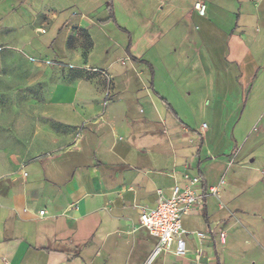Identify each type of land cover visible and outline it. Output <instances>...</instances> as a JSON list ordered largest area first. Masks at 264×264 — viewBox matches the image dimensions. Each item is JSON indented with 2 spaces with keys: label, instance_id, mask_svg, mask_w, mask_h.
Here are the masks:
<instances>
[{
  "label": "crops",
  "instance_id": "0c3cea01",
  "mask_svg": "<svg viewBox=\"0 0 264 264\" xmlns=\"http://www.w3.org/2000/svg\"><path fill=\"white\" fill-rule=\"evenodd\" d=\"M197 1L155 0L134 33L107 20L108 0H0V264H264V0H202L204 16ZM179 8L204 25L195 59ZM109 26L116 47L93 65ZM58 39L67 67L23 50ZM156 45L175 61L140 68ZM194 175L218 191L182 218L200 252L149 261L140 207Z\"/></svg>",
  "mask_w": 264,
  "mask_h": 264
},
{
  "label": "rangeland",
  "instance_id": "374dc122",
  "mask_svg": "<svg viewBox=\"0 0 264 264\" xmlns=\"http://www.w3.org/2000/svg\"><path fill=\"white\" fill-rule=\"evenodd\" d=\"M149 4H147L146 7H144V9H141L142 3L144 2V0H108V2L112 3L113 6L115 5V11L116 13H114V18L112 20H115L116 18L118 19V21L120 23H123V25H127L131 28V30L134 33H140L139 30L140 25L138 23H135V21H137L139 19V17L141 15H139V12L141 10H144L142 14H148V13H152V10H155L156 7H154L155 5V0H147ZM175 9H171L170 6H165L164 9L162 11H160L158 13V18L154 21L153 24H150L149 26V30H151L152 32H154L156 30V27L158 25H160L163 17L167 16V15H171L172 13H174ZM178 12V17H174V22L178 25V28L185 31V38H182V49L180 50V53L182 55L183 58H186L187 56H191L190 59H195V53L192 51V48L195 44L201 43L202 42V32L201 30L203 29L204 25L202 22V19L199 17H195L193 19H188L187 16V10L181 9L179 8ZM155 13V12H154ZM106 16L107 18L110 17L109 16V11L106 10ZM116 28V27H115ZM114 26H109L105 28V31L107 32H111L110 37H112L113 41H110L109 38L105 40V38L103 36L98 37V49H97V53L93 56L92 59V63L93 65H97V63H101V60L104 59V55H103V48L104 45H108L111 47H116V42L115 38L119 31H117V29H115ZM115 29V30H113ZM162 29L167 30V25L163 26ZM109 30V31H108ZM119 37V36H118ZM122 38V36L120 37ZM124 38V37H123ZM136 37H133V40H135ZM195 40L198 41V43L195 42V44L193 45L190 41L191 40ZM126 41V42H125ZM124 42L129 45L131 43V40H125ZM123 42V41H122ZM134 42V41H133ZM138 43H140L141 45L144 43V41H138ZM54 47L52 49H48L44 46H39L37 43H34L30 46H27V48H23V50L25 51V53H29L31 55L34 56H49V58L52 61H56L57 59H61L62 62L65 64V67H67L70 63H72V58H70L69 56H59L61 50L63 49L59 39L56 40V42L53 45ZM198 46V45H197ZM200 47V46H199ZM167 49V48H166ZM163 50H165V46L164 45H156L154 47H151L149 49H146V53L145 55H142L140 57V62H139V66H141L140 68H142L143 66H147L148 64L146 63V61H152V63L154 65H160L161 63H172L175 61L173 55L166 53ZM203 54H204V49H203ZM179 53V54H180ZM188 73L191 72V69H188L187 71ZM158 81H160V76L158 77ZM3 83L0 81V87L2 86ZM167 91V94L169 96H172L171 98H174L173 93H171V89L169 88ZM187 122L192 125V124H200L202 122V117L197 116L195 114H189L188 118H187ZM56 129V127H54ZM62 130L65 128H61L59 127L57 130ZM256 162L253 165H258V166H264V160L260 159L259 157L256 158ZM248 165H252L249 164V162H247Z\"/></svg>",
  "mask_w": 264,
  "mask_h": 264
},
{
  "label": "built area",
  "instance_id": "2783aa9c",
  "mask_svg": "<svg viewBox=\"0 0 264 264\" xmlns=\"http://www.w3.org/2000/svg\"><path fill=\"white\" fill-rule=\"evenodd\" d=\"M194 10L197 14L204 16L207 3L198 0L194 5ZM203 126L205 127L206 123ZM186 177L185 185L183 187L173 186L171 194L159 189L157 191L159 198L156 205L140 207L139 223L157 240L151 250L149 261L166 251H173L179 256H195L200 252V249L194 250L188 247L184 235L196 233L197 236L203 239L205 237L204 233L200 231L188 232L184 227L182 218L186 214L194 213L203 203L207 194L217 195L218 191L217 186H209L208 192L205 191L202 177L198 175ZM41 214H44L43 210H41ZM220 236L225 238V233L221 232Z\"/></svg>",
  "mask_w": 264,
  "mask_h": 264
},
{
  "label": "trees",
  "instance_id": "16d2710c",
  "mask_svg": "<svg viewBox=\"0 0 264 264\" xmlns=\"http://www.w3.org/2000/svg\"><path fill=\"white\" fill-rule=\"evenodd\" d=\"M107 10L109 11V16H110L107 18V20L113 19L114 18V16H113L114 15V13H113L114 8H113V4L111 2L108 4ZM168 105H169V107H171L169 103H168Z\"/></svg>",
  "mask_w": 264,
  "mask_h": 264
}]
</instances>
